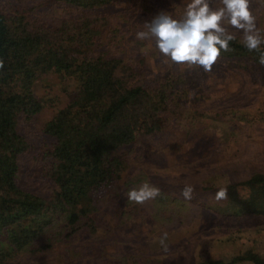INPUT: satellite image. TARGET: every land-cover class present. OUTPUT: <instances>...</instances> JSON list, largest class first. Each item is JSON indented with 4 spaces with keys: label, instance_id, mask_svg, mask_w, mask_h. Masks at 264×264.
Returning <instances> with one entry per match:
<instances>
[{
    "label": "trees",
    "instance_id": "trees-1",
    "mask_svg": "<svg viewBox=\"0 0 264 264\" xmlns=\"http://www.w3.org/2000/svg\"><path fill=\"white\" fill-rule=\"evenodd\" d=\"M27 1L0 0V264H36V257L52 255L62 244L92 239L105 215L122 214L131 149L142 136L165 130L183 103L181 85L193 78L200 86L202 78L186 64L172 63L154 75L145 57L129 62L96 52L94 45L114 28L104 9L115 0H52L63 8L54 16ZM240 41L231 42L232 50L215 65L222 59L259 64V54ZM53 73L75 87V96L47 123L51 144L36 146L20 127L43 110L36 84ZM33 150L31 172L52 182L46 195L20 182L27 177L22 158ZM221 187L228 189V198L220 200L227 212L243 207L264 217V173L204 188L215 195ZM195 264H264V251L249 248Z\"/></svg>",
    "mask_w": 264,
    "mask_h": 264
},
{
    "label": "rangeland",
    "instance_id": "rangeland-1",
    "mask_svg": "<svg viewBox=\"0 0 264 264\" xmlns=\"http://www.w3.org/2000/svg\"><path fill=\"white\" fill-rule=\"evenodd\" d=\"M189 2L115 0L104 9L113 17L114 28L94 45L96 52L129 62L145 57L154 75L165 71L172 62L162 56L154 40H138L136 33L161 11L179 18ZM27 4L42 15H59L63 9L52 0ZM250 6L264 32V0H251ZM233 33L242 39L241 33ZM224 67L230 68L226 78L221 76ZM213 68L220 75L196 67L195 74H202L200 86L193 78L190 85H181L183 103L178 115L165 130L142 136L131 149L133 162L125 175L128 185L122 214L105 215L104 226L92 239L62 244L52 255L36 257L38 263H34L195 264L208 257L230 259L249 248L264 251V217L245 213L243 207H237V214L227 212V204L204 188L206 183L225 186L264 173V66L222 59ZM35 89L45 106L20 131L33 145H48L52 141L45 127L72 101L75 87L53 73L38 81ZM33 153L22 158L23 177H27L20 182L29 191L49 194L52 182L31 172ZM144 183L158 188L160 195L144 204L129 201L126 193ZM186 185L194 189L191 200L181 196ZM164 233L167 249L159 242Z\"/></svg>",
    "mask_w": 264,
    "mask_h": 264
},
{
    "label": "clouds",
    "instance_id": "clouds-1",
    "mask_svg": "<svg viewBox=\"0 0 264 264\" xmlns=\"http://www.w3.org/2000/svg\"><path fill=\"white\" fill-rule=\"evenodd\" d=\"M251 0H190L183 14L174 18L169 12L161 11L151 21H146L143 31L136 33L138 40H154L158 51L167 60L189 68H202L211 72L222 52H229L235 32L242 34L241 43L248 51L257 52L258 63L264 66V32L256 23L251 10ZM4 67L0 61V69ZM193 187L186 185L181 196L192 199ZM160 195V190L149 183L142 184L126 193L129 201L144 204ZM228 198V189L221 187L215 193L217 201ZM167 233L160 239L162 247Z\"/></svg>",
    "mask_w": 264,
    "mask_h": 264
}]
</instances>
